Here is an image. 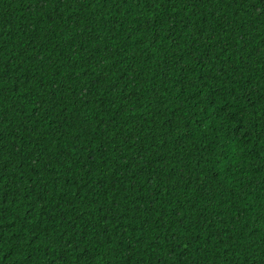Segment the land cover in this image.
Returning a JSON list of instances; mask_svg holds the SVG:
<instances>
[{
  "label": "trees",
  "instance_id": "1",
  "mask_svg": "<svg viewBox=\"0 0 264 264\" xmlns=\"http://www.w3.org/2000/svg\"><path fill=\"white\" fill-rule=\"evenodd\" d=\"M0 264H264V0H0Z\"/></svg>",
  "mask_w": 264,
  "mask_h": 264
},
{
  "label": "snow or ice",
  "instance_id": "2",
  "mask_svg": "<svg viewBox=\"0 0 264 264\" xmlns=\"http://www.w3.org/2000/svg\"><path fill=\"white\" fill-rule=\"evenodd\" d=\"M37 2H39V0H37Z\"/></svg>",
  "mask_w": 264,
  "mask_h": 264
}]
</instances>
